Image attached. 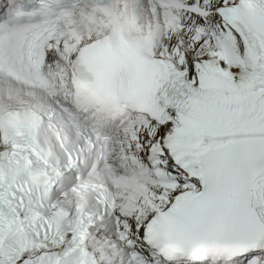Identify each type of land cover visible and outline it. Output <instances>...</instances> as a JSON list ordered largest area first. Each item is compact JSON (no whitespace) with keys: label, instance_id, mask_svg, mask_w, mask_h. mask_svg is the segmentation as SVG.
<instances>
[{"label":"snow or ice","instance_id":"1","mask_svg":"<svg viewBox=\"0 0 264 264\" xmlns=\"http://www.w3.org/2000/svg\"><path fill=\"white\" fill-rule=\"evenodd\" d=\"M0 264H264V0H0Z\"/></svg>","mask_w":264,"mask_h":264}]
</instances>
